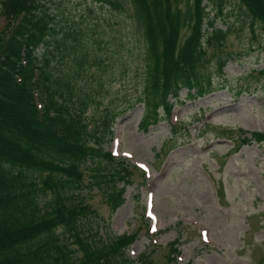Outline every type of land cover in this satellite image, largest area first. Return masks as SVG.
<instances>
[{
  "label": "trees",
  "instance_id": "1",
  "mask_svg": "<svg viewBox=\"0 0 264 264\" xmlns=\"http://www.w3.org/2000/svg\"><path fill=\"white\" fill-rule=\"evenodd\" d=\"M231 1L90 0L85 6L87 15L94 3L133 9L146 43L140 130L158 124L161 109L169 115V98L178 99L184 89L192 98L214 91L205 62L208 48H223L237 24L215 26ZM235 1L256 38V29L264 30V0ZM0 10L9 16L0 33V264H152L147 254L127 256L137 233L97 239L83 223L96 213L77 198L85 187L82 166L90 162V186L101 189L116 212L136 168L103 147L120 113L108 106L96 121L88 115L102 103L110 66L102 43L90 41L95 26L83 15L79 21L66 18L44 0H0ZM57 20L67 22L57 27ZM185 29L190 34L183 41ZM225 66L221 60L220 76ZM253 142L264 143V133H251L242 145ZM179 244L170 243L173 261Z\"/></svg>",
  "mask_w": 264,
  "mask_h": 264
},
{
  "label": "rangeland",
  "instance_id": "2",
  "mask_svg": "<svg viewBox=\"0 0 264 264\" xmlns=\"http://www.w3.org/2000/svg\"><path fill=\"white\" fill-rule=\"evenodd\" d=\"M44 1L70 20L79 21L83 15L95 26L96 32L88 33L90 41L102 43L110 66L103 76L101 106L90 108L89 118H97L108 106L120 113L114 137L103 147L111 153L116 148L117 158L148 169L145 176L133 170L125 203L112 212L102 190L90 186L95 166L84 164L85 187L77 198L96 213L83 220L86 228L105 242L137 233L127 256L138 260L147 254L152 264H264V143L242 145L251 133H264V30L256 29L255 38L249 23H242L246 19L239 3L232 0L215 26L237 24L223 48H208L205 62L214 92L191 98L183 90L177 101L169 98L170 103L176 101L172 122L177 131L163 114V120L145 132L139 129L145 110L139 99L147 83L146 43L133 9L94 3L87 15L90 0ZM181 8L186 11L187 4ZM211 9L210 18L215 14ZM8 22V14L0 10V33ZM66 22L57 20V27ZM189 34L185 29L182 40ZM221 60L226 66L220 76ZM176 240L179 253L173 254V261L170 243Z\"/></svg>",
  "mask_w": 264,
  "mask_h": 264
}]
</instances>
